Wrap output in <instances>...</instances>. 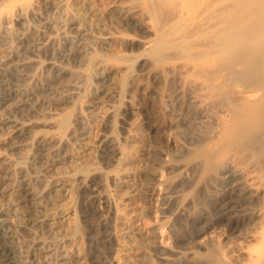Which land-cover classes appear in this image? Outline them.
<instances>
[{
	"label": "rangeland",
	"instance_id": "rangeland-1",
	"mask_svg": "<svg viewBox=\"0 0 264 264\" xmlns=\"http://www.w3.org/2000/svg\"><path fill=\"white\" fill-rule=\"evenodd\" d=\"M203 13L209 23L204 29L196 23ZM63 20L70 22L56 32ZM262 40L264 0H0V205L17 264H116L114 175L132 121L137 116L146 136L164 150L177 140L185 144L172 127L177 100L161 111L152 98L154 89H164L160 71L172 61L220 64L224 54ZM34 57L54 63L32 71L22 66ZM16 74L32 79L21 82ZM33 86L37 98L28 92ZM8 117L25 121L36 135L26 158L18 135L3 124ZM167 155L147 182L145 176L127 178L138 198L127 206L125 221L145 232L155 228L163 249L154 252L156 263L177 252L175 264H264V214L255 215L261 208L264 213V204H254L253 211L233 204L230 214H221L220 206L190 235L173 234L179 223L176 207L166 203L176 195L163 185L173 172ZM249 211L256 212L244 222ZM31 216L36 222L28 229ZM199 229L202 235H192ZM202 239L204 253L215 249L204 263L192 257ZM143 256L140 264L148 260Z\"/></svg>",
	"mask_w": 264,
	"mask_h": 264
},
{
	"label": "bare ground",
	"instance_id": "bare-ground-1",
	"mask_svg": "<svg viewBox=\"0 0 264 264\" xmlns=\"http://www.w3.org/2000/svg\"><path fill=\"white\" fill-rule=\"evenodd\" d=\"M69 22L61 21L56 32ZM196 23L202 29L209 26L204 13L196 18ZM77 28L80 31V26ZM33 59L23 61L22 66L32 71L40 63H54ZM218 61H221L220 64L216 61H172L160 69L162 77L158 75L157 78L164 89H154L152 98L161 111L168 107L169 100H177L179 115L176 121H172V127L184 138L185 144L177 140L170 150H164L160 143L155 142L156 139L153 141L146 136L137 116L132 121L123 147L124 159L114 175L113 191L117 198L115 236L118 241L114 256L116 264H140L144 254L148 257L146 264H157L154 252L163 249L155 240V228L145 232L135 227L134 222L125 220L127 206L134 204L138 198L136 192L129 189L135 186L134 179L145 176L146 181V178L158 175V166L163 167L167 162L162 160L164 153L170 156L168 163L173 169L163 185L166 190L176 192L166 200L168 205L177 209L174 218L179 224L173 227L176 237L190 235L195 223L201 222L204 216L214 218L220 206L223 210L221 214H230L233 204L244 205L252 211L257 207L254 204H264V40L234 56L224 54ZM15 77L27 80L25 83H28L27 77L32 79L29 74H16ZM34 86L28 92L37 98L39 92ZM70 114L65 116L64 122ZM100 116L101 113L95 115L96 118ZM3 124L7 126L8 133L18 135L21 140H18V147H25L23 158H26L31 139L36 136L31 127L25 121L11 117L5 118ZM157 129L160 130L159 127ZM261 209L254 211L258 217L264 214ZM252 211L247 213V217L241 216L244 222L253 217ZM6 215L0 205V239L3 242L0 264H17L13 237L8 230L10 221ZM183 219L184 223L181 222ZM30 221L33 223L26 224L28 229L36 222L34 219ZM194 232L200 236L204 229L193 231L192 235L196 234ZM199 243L202 248L192 252V257L194 261L204 263L205 259L213 256L215 249L207 242L212 246L205 247L207 252L205 250L204 253V240ZM167 254L170 255L161 257L160 263L175 264L181 257L177 252ZM6 256L10 262L3 259Z\"/></svg>",
	"mask_w": 264,
	"mask_h": 264
}]
</instances>
